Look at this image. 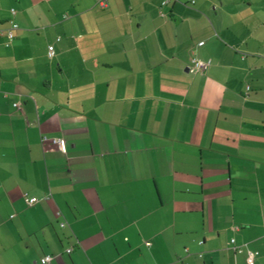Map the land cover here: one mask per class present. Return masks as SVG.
Listing matches in <instances>:
<instances>
[{"label": "crops", "instance_id": "1", "mask_svg": "<svg viewBox=\"0 0 264 264\" xmlns=\"http://www.w3.org/2000/svg\"><path fill=\"white\" fill-rule=\"evenodd\" d=\"M99 1L0 0V264H264V0Z\"/></svg>", "mask_w": 264, "mask_h": 264}, {"label": "built area", "instance_id": "2", "mask_svg": "<svg viewBox=\"0 0 264 264\" xmlns=\"http://www.w3.org/2000/svg\"><path fill=\"white\" fill-rule=\"evenodd\" d=\"M170 0H165L163 4H167ZM99 4L102 8L104 7H107L108 5V2L107 0H100L99 1ZM13 13H15V10H13ZM19 28V25L14 23L12 28L8 31V37L12 40L14 38V30L18 29ZM60 40V38L58 39ZM48 55L49 57H54L55 56V47L54 45H50L49 48H48ZM208 67V63L202 59H199L197 57H193L191 59V66H190V69L192 71H202V70H205L207 69ZM15 107L19 108L20 107V104L19 103H15L14 104ZM53 142L58 145L59 147L63 148V139L61 138H54L53 139ZM39 201V199L37 197H29L26 199V202L29 206H32L34 205L35 203H37ZM62 226H65V224L63 223ZM232 244L235 245V240L233 239L232 241ZM148 245H150V243H147ZM235 249L239 252L242 251V249L238 246V247H235ZM68 253H71L73 251V248H68L66 250ZM258 252H250L248 257H247V263L248 264H255L256 262V259H257V256H258ZM44 261L45 263L47 264H50L51 261H52V256L51 255H47L45 256L44 258Z\"/></svg>", "mask_w": 264, "mask_h": 264}]
</instances>
